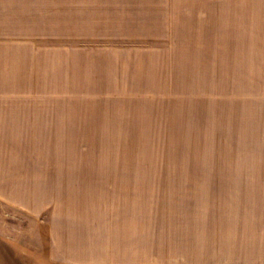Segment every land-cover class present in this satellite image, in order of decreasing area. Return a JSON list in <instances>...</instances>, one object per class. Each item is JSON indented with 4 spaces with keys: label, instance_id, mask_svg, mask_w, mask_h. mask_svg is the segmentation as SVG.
Segmentation results:
<instances>
[{
    "label": "crops",
    "instance_id": "0c3cea01",
    "mask_svg": "<svg viewBox=\"0 0 264 264\" xmlns=\"http://www.w3.org/2000/svg\"><path fill=\"white\" fill-rule=\"evenodd\" d=\"M165 36L173 82L252 83V170L203 177L202 218L177 210L166 253L146 209L0 171V264H264V0H0V84L72 81Z\"/></svg>",
    "mask_w": 264,
    "mask_h": 264
},
{
    "label": "rangeland",
    "instance_id": "374dc122",
    "mask_svg": "<svg viewBox=\"0 0 264 264\" xmlns=\"http://www.w3.org/2000/svg\"><path fill=\"white\" fill-rule=\"evenodd\" d=\"M132 46L160 49L58 77L72 81L0 84V171L52 202L78 194L146 209L166 253L175 213L202 218L203 177L242 182L230 174L252 170V83L173 82L170 36Z\"/></svg>",
    "mask_w": 264,
    "mask_h": 264
}]
</instances>
